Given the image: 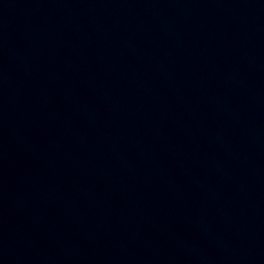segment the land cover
<instances>
[{
    "label": "water",
    "instance_id": "obj_1",
    "mask_svg": "<svg viewBox=\"0 0 264 264\" xmlns=\"http://www.w3.org/2000/svg\"><path fill=\"white\" fill-rule=\"evenodd\" d=\"M0 264H264V0H0Z\"/></svg>",
    "mask_w": 264,
    "mask_h": 264
}]
</instances>
